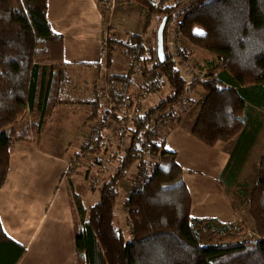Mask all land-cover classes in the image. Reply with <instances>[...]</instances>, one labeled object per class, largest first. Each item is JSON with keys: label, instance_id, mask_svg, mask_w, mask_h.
I'll return each mask as SVG.
<instances>
[{"label": "trees", "instance_id": "16d2710c", "mask_svg": "<svg viewBox=\"0 0 264 264\" xmlns=\"http://www.w3.org/2000/svg\"><path fill=\"white\" fill-rule=\"evenodd\" d=\"M124 1L145 7L146 25L152 17H158L156 44L147 48L143 35L136 32H128L124 39L107 37V70L116 48L132 56L125 75L107 74L111 100L130 105L142 103L147 93L166 85L169 92L137 113L123 132L116 130L120 142L117 148L121 149L125 140L127 147L103 183L97 202L86 206L71 185L75 264H264V158L249 200L257 237L244 238L236 221L192 214L184 168L176 153L167 149L165 135L157 127L149 129L158 114L180 104L201 85L207 95L192 126L196 137L215 146L246 132L251 137L259 133L264 114V0H179L173 4L171 0ZM97 2L105 12L104 0ZM48 9L49 0H0V190L8 176L11 147L17 141L33 143L55 108L63 103L68 80L62 59L64 37L54 31ZM164 17H168V23L163 61L158 55L157 32ZM176 20L182 36L216 58L209 61L204 80L189 82L176 59L186 58L188 51L183 48L173 52L168 45L169 26ZM138 68L151 79L133 95ZM102 93L98 92L93 102V119H100L102 124L109 117L122 121L114 108L103 107ZM28 114L32 119L23 121ZM170 116L174 118V113ZM88 144L86 150L103 149V132H97L92 146ZM135 164L141 179L124 200L130 223L128 238L117 224L116 204L120 184ZM221 183L226 191L236 186L243 194L248 192L247 183L223 182L222 178ZM26 251L6 233L0 218V264H17Z\"/></svg>", "mask_w": 264, "mask_h": 264}, {"label": "crops", "instance_id": "0c3cea01", "mask_svg": "<svg viewBox=\"0 0 264 264\" xmlns=\"http://www.w3.org/2000/svg\"><path fill=\"white\" fill-rule=\"evenodd\" d=\"M135 3V6L128 9L127 4L110 0L109 10L104 12L97 0H49L48 17L51 25L55 32L64 37L62 59L66 63L64 69L68 80L63 103L55 108L42 133L35 137L33 143L15 142L10 150V168L0 190V218L6 233L27 248L17 264L76 262V221L71 191V185L75 187V184L72 174L68 173L69 164L73 162L70 157L81 150L80 134L83 129L74 127V118L69 117L67 111L70 112V104L81 103L84 105L82 121H95L92 105L98 92H101V72L105 68L107 70L106 39L108 36L117 38L115 32L120 28L119 25L112 24L113 20L116 16L119 21V18H127L129 14H133L128 18L131 22H128L127 27L125 24L120 25L125 30V37L128 32H143L146 9ZM152 36L151 25L144 33L148 47L154 44ZM170 42L171 39L169 46ZM124 54L122 49H115L107 74L125 75L128 72L129 57ZM94 70L96 78L90 81L87 73H93ZM78 73L83 74L84 78L73 80ZM150 78L143 77L142 86ZM77 81L80 88L77 96L80 99L74 100L71 96L76 89L68 87L72 82L75 85ZM137 84L134 77L133 87ZM118 87L121 89L120 84ZM150 95L147 93L144 96L141 111L147 108L144 100L149 102ZM206 95L207 91L201 85L195 86L187 94L191 108L171 120L166 119L158 130L166 137L167 149L176 153L177 161L184 168V179L192 196V214L232 222L239 218L236 204L239 201L236 198L241 190L235 186L226 191L221 178L223 182L244 184L249 182V171L259 169L264 158V114L260 121L261 130L255 137L246 132L228 142L210 146L191 131ZM35 114L39 115L37 112ZM27 116L31 118L32 114ZM110 120L114 119L109 117L102 124L97 118L96 122L104 126ZM87 128L88 133L91 126ZM162 129H166L165 133ZM65 130L67 135L62 133ZM68 133L70 138L66 139ZM75 192L82 196L76 190ZM82 198L84 199L83 196Z\"/></svg>", "mask_w": 264, "mask_h": 264}, {"label": "rangeland", "instance_id": "374dc122", "mask_svg": "<svg viewBox=\"0 0 264 264\" xmlns=\"http://www.w3.org/2000/svg\"><path fill=\"white\" fill-rule=\"evenodd\" d=\"M118 1L119 3L127 4L128 9L136 5L135 2L129 3L124 0H118ZM154 1H157V0H154ZM177 1L179 0H171V4ZM109 3H110V0H104V4L106 5L107 11L110 8ZM137 6L145 8L139 3L137 4ZM131 16H133V14H129L127 18H119V21H121L120 23L117 19L118 16H116V18L113 20L112 24L115 23L119 25L120 27L119 30L116 29V32H115L118 39L125 38V30L124 28L121 29L122 26L120 25L125 24V27H127L128 22H131V20H129L128 18H130ZM147 17H148V13L146 10L145 11V26L141 34L143 35V39H144L145 31L147 30L148 27L152 25V35H153L152 40H154L153 46L148 47L144 39V43L146 47L151 49L156 44L155 43V28L157 27V24H158V17L157 16L152 17L149 20V24L146 25ZM178 23H179V20H176L173 23H171V25L169 26L168 45L171 39V42H175L169 46L171 47L170 49L173 52H178L179 49L181 50L183 48L188 51V55L186 58H183V56H177L176 59L178 61L179 68L182 70V73L186 76L189 82H192V80L195 78H200L204 80L206 78L208 69L210 67L209 61H214L216 60V58L214 55L209 53L207 50H204L196 46L195 44L193 45V43H191L187 38L182 36L178 31ZM129 63L130 61L127 59V64ZM95 73H96L95 70L93 73L92 72L87 73L88 80L92 81L93 79H95L96 78ZM101 73L102 74L100 76V80H102L101 81L102 83H101L100 90L102 92V90H104L106 87H109V84L106 83V74H107L106 68L103 69ZM143 77H146V78L150 77V75L145 73L144 69H142L141 71H138L137 74L135 75V78L137 79L138 84L136 85V87L134 86L131 89V92L133 95H137L142 89V83L144 81ZM83 78H84V75L81 73L80 74L78 73V76L75 75L73 80H77V79L80 80ZM78 86H79V81H77L75 85H73V82H72L71 86L68 87L71 89L73 88L76 89L75 94L73 93L71 96L72 98H74V100L80 99V97L77 96V91L78 92L80 91V88ZM168 92H169V86L167 85L164 86L160 90L151 91L149 92L151 94L150 95L151 98L149 102H146V100H144L145 102L144 104H146V106L149 107L150 105H153L159 100H161L162 98H164ZM183 104L184 106L181 107V110L177 109L178 112L177 113L175 112L174 117L178 116V114L180 113H183V111L187 112L191 108L189 107V105L191 104L190 100H188L187 103H183ZM69 106H70L69 107L70 112L69 111L67 112H68L69 117L72 116L74 118L73 119L74 127L82 128L86 132L81 130L80 141H81L82 147L79 153L70 157L71 161H73L74 163H73V167L69 168L68 174L69 175L72 174L71 176L73 177L74 184H75V187L73 186V189H75L78 193H80L84 197L83 200L86 206H90L99 200L101 187L103 183L109 178V176L114 172V169L118 163V156L119 154L123 153L125 146L122 145L123 147H121V149L117 148L120 143L118 134L115 133L116 132L115 129L117 128L116 127L117 122H115L114 120L109 121V123L105 124L104 126H102L99 122H96L97 118L95 119V121H93V123L83 122L82 118L84 116V113H83L84 105L82 106L81 103H73V104H70ZM103 107L107 108L105 106ZM193 110L195 111V108ZM58 112H61V111H58ZM38 116L39 115H36L35 118L38 119ZM30 119L32 118H29V116H25L23 121L30 120ZM168 119L171 120L173 118L169 116ZM85 123H87L86 126H85ZM87 126H91L88 133H87V129H88ZM63 128L65 129V127ZM101 128L102 130L100 131ZM67 129L68 127H66V130ZM66 130L62 132L65 135H67ZM162 131L165 133L166 129L164 130L162 129ZM51 132L52 130L50 129V133ZM97 132H103L104 138H106V145L103 147V149H98L94 147L95 149L94 152L89 151L88 149L86 150V144H88L89 140H94L92 138L96 137ZM65 138L66 139L70 138L69 133H68V136H66ZM89 146H92V144L89 143L87 147ZM105 148H107V150H104ZM148 159L150 161L152 158L149 157ZM257 178H258V170L249 171V176H248L249 182H246L248 184V192L247 194L242 195V191H241V193L236 198V200L239 201V202L237 201L238 203H236L238 206L237 209L239 211V218L236 219L235 221L241 224V227L243 229L244 238L257 237L256 231H255V223L249 211V200L251 197V192L255 187ZM139 179H141V177L139 176V168L135 164L130 168L127 177L120 184V196L116 204L117 224L124 229L128 238H130V234H129L130 223L127 219V213L124 207V200L131 192L133 185H135ZM77 220L79 221V218H77Z\"/></svg>", "mask_w": 264, "mask_h": 264}, {"label": "built area", "instance_id": "2783aa9c", "mask_svg": "<svg viewBox=\"0 0 264 264\" xmlns=\"http://www.w3.org/2000/svg\"><path fill=\"white\" fill-rule=\"evenodd\" d=\"M172 43L175 42H170V45ZM130 62L132 61V56L128 55ZM142 68H138V71H141ZM151 77V76H150ZM151 79V78H150ZM100 101L101 104L105 107H107L106 109H112L114 108L120 118L122 119V121H115L117 122V128L115 130H117L118 132H123L127 126L130 125V123H132V121H134L136 119L137 113L141 112L143 103L141 102H135L134 104H127L126 102H121V103H115L111 100V96L110 93L108 91V88H106L101 97H100ZM188 102V98H185L180 104H178L177 106H171L167 111L162 112L160 114L157 115L155 122L152 124V126H150L149 129H153V128H158L161 124H163L165 122L166 119H168V117L174 113L175 111H177V109H180L182 106H184L183 103H187ZM113 121V120H110ZM95 137H93L92 139H94ZM94 140H89L88 143H93ZM125 146V148L127 147V141L125 140L123 142V144ZM73 163L71 162L69 164V168L73 167Z\"/></svg>", "mask_w": 264, "mask_h": 264}, {"label": "water", "instance_id": "95a60500", "mask_svg": "<svg viewBox=\"0 0 264 264\" xmlns=\"http://www.w3.org/2000/svg\"><path fill=\"white\" fill-rule=\"evenodd\" d=\"M168 23V17H164L159 25L157 32V42H158V55L161 60L166 59L165 47H164V31Z\"/></svg>", "mask_w": 264, "mask_h": 264}, {"label": "snow or ice", "instance_id": "6c2138e0", "mask_svg": "<svg viewBox=\"0 0 264 264\" xmlns=\"http://www.w3.org/2000/svg\"><path fill=\"white\" fill-rule=\"evenodd\" d=\"M197 31H200V30H197Z\"/></svg>", "mask_w": 264, "mask_h": 264}]
</instances>
